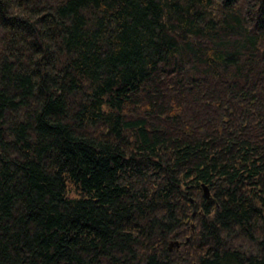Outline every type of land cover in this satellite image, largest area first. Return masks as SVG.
Returning a JSON list of instances; mask_svg holds the SVG:
<instances>
[{"label":"trees","instance_id":"1","mask_svg":"<svg viewBox=\"0 0 264 264\" xmlns=\"http://www.w3.org/2000/svg\"><path fill=\"white\" fill-rule=\"evenodd\" d=\"M0 264H264V0H0Z\"/></svg>","mask_w":264,"mask_h":264},{"label":"water","instance_id":"2","mask_svg":"<svg viewBox=\"0 0 264 264\" xmlns=\"http://www.w3.org/2000/svg\"><path fill=\"white\" fill-rule=\"evenodd\" d=\"M201 187H202V192H203L204 197H205L207 200L212 199V195H211V192H210L209 186H208L206 183L202 182V183H201ZM193 214H194V212H193ZM192 224H193V223H192ZM187 239H188V238H187ZM187 239H186V240H187ZM174 245H175V246H179V245H180L179 241H178V240H174Z\"/></svg>","mask_w":264,"mask_h":264},{"label":"rangeland","instance_id":"3","mask_svg":"<svg viewBox=\"0 0 264 264\" xmlns=\"http://www.w3.org/2000/svg\"><path fill=\"white\" fill-rule=\"evenodd\" d=\"M174 240H178V239H174ZM251 244L249 243V241H241V245H242L243 249H249V247H250L249 245H251Z\"/></svg>","mask_w":264,"mask_h":264},{"label":"flooded vegetation","instance_id":"4","mask_svg":"<svg viewBox=\"0 0 264 264\" xmlns=\"http://www.w3.org/2000/svg\"><path fill=\"white\" fill-rule=\"evenodd\" d=\"M196 212V211H195ZM195 212H194V214H195ZM194 214H192V215H194ZM192 224V223H191ZM192 228H193V224H192Z\"/></svg>","mask_w":264,"mask_h":264}]
</instances>
